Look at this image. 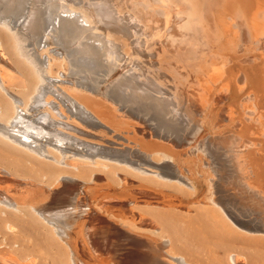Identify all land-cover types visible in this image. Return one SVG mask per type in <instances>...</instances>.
<instances>
[{"label":"bare ground","instance_id":"1","mask_svg":"<svg viewBox=\"0 0 264 264\" xmlns=\"http://www.w3.org/2000/svg\"><path fill=\"white\" fill-rule=\"evenodd\" d=\"M0 264H264V0H0Z\"/></svg>","mask_w":264,"mask_h":264}]
</instances>
